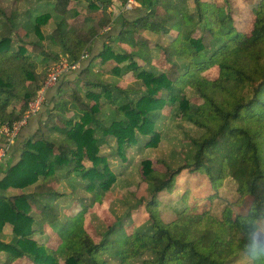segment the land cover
I'll return each mask as SVG.
<instances>
[{
  "label": "trees",
  "instance_id": "16d2710c",
  "mask_svg": "<svg viewBox=\"0 0 264 264\" xmlns=\"http://www.w3.org/2000/svg\"><path fill=\"white\" fill-rule=\"evenodd\" d=\"M44 1H52L50 11L26 21L17 6L0 7V128L21 119L44 84L47 73L37 72L36 53L42 62L60 57L79 61L112 22V0ZM84 1L88 10L99 12L97 19L69 23V5ZM139 1L146 13L124 21V29L162 24L171 13L176 17L175 34L168 44L152 43L162 52L164 70L152 65L150 41L136 32L130 51L108 41L78 71L74 87L61 83L59 96L70 97L78 120H63L64 137L56 144L47 134L53 130L55 111L68 109L55 103L23 142L18 159L3 171L0 232L10 225L12 237L9 242L0 240V264L24 258L28 264H232L243 255L247 223L264 213V8L242 32L231 24L229 0H221L227 23L215 0ZM51 18L54 28L45 34L41 27ZM32 32L37 39L31 38ZM97 65L104 71H96ZM214 68L216 76L208 77L206 73ZM103 73L130 74L141 84L138 89L120 88L104 81ZM82 90L90 105H83ZM100 102L117 105L109 123L99 118ZM163 108H171L177 119L163 128L182 132L193 147L191 159L176 169L163 159L141 160L148 197L140 198L134 208H144L146 226L138 228L126 212L95 240L84 226V213L115 182L100 146L113 138L117 155L126 159L139 134L144 137L142 146L156 147L165 135L155 126ZM6 142L7 137L0 135V147ZM184 170L204 175L213 192L201 198L185 188L184 205L175 212L177 224L166 223L158 211L159 195L171 193ZM56 172L68 179L78 177L81 190L91 195L88 205L64 220L48 200L65 193L41 184L20 192ZM226 179L234 182L237 199L227 202L218 216L211 202ZM47 228L57 237L53 247L36 239Z\"/></svg>",
  "mask_w": 264,
  "mask_h": 264
},
{
  "label": "rangeland",
  "instance_id": "374dc122",
  "mask_svg": "<svg viewBox=\"0 0 264 264\" xmlns=\"http://www.w3.org/2000/svg\"><path fill=\"white\" fill-rule=\"evenodd\" d=\"M214 2L216 6L219 7L222 20L226 22L227 20L224 16V5L222 1L215 0ZM229 2L231 6V15L233 17V21L231 24L234 28L242 32H245L248 29L251 20L256 15L262 13V9L264 8V0H229ZM13 6L18 7V9L23 15L22 20L26 21L27 19L33 18L34 16L40 13L50 11V9L52 8V1L0 0V7L2 8H11ZM85 8L86 4L84 2H72L68 7V13L66 15L67 21L69 23H75L73 21L78 22L77 20L89 19L96 16V14H88V12H85ZM190 11H192V9H190ZM76 14L79 16L74 17V15ZM54 25V20L51 18L48 20L47 24L42 25L41 29L43 33L48 34L50 31L53 30ZM158 27L159 26L156 25L152 26L147 35L152 39L150 41V51L151 55L154 56V67L156 68V70L162 71L165 68L162 61V52L154 48L152 46V43L158 42L160 44L165 45L164 43L167 41V39H171L174 34V31L172 28L163 29ZM19 31L23 33L25 29ZM128 33L129 32H127L126 34L124 33L122 36H126ZM129 35L130 34H128V38L126 37L124 40L125 45L118 44L119 47L116 46V44L114 45L118 47L119 50L126 51L124 49L129 48V45H126L130 40ZM30 36L32 39H37L33 32L30 34ZM50 48L52 52L57 51L56 47L50 46ZM36 55L38 59L37 72H46V78L48 77L49 72H51L50 70L56 63H58L62 59H66V57H60L59 60L56 61H51L49 59L46 60V62H42L43 60L41 56H39L38 53H36ZM103 69L104 66L101 65H97L95 68L96 71H104ZM216 74L217 69L215 68L206 73L208 77H215ZM72 76V79H66L61 81L59 79L53 86L50 87V89L57 87V94L55 97L52 98L53 104L50 105L49 108L51 109L55 105V103L60 102V105L64 103V107L68 109L67 113H62L63 111L61 109L55 111L57 117L53 119V130L49 134H47V136L56 144H59L64 137L65 126L63 120L65 118L69 119L71 117L78 120L79 113L77 112V109L74 108L71 104L70 97H68L65 93L59 96V86L61 87V83L64 82L69 84L70 87H74V84L77 82L79 76L76 74H73ZM102 76H105L104 78L110 82V75L103 73ZM117 81V86H119L120 88L129 87L138 89L141 84V81L139 79L135 78L130 74L120 77V79H117ZM46 93L47 91L45 92V94ZM111 93L113 95L116 94V90H112ZM81 95L83 96H81V99L83 100V105H90L91 100H88L84 97V90H82ZM45 102L46 96H44V99L41 102L40 110L42 109V107L46 106ZM100 108L101 114L99 113L98 115L99 118L105 124L109 123L111 117L116 116V114H114V111H116L117 108L116 103L110 102L104 105V103L100 102ZM48 109L46 110L47 113L52 111L50 109L49 111ZM170 109L168 110V108H163V110L159 111V118L155 126L158 131L163 132V130H165V135L162 136L156 147L142 146L144 137L139 134H137L138 143L131 146V148L125 154L126 159H122L119 155H117L115 151L116 144L113 138H110L108 145L103 144L102 146H100V152L101 154L107 157L108 167L115 176V182L111 186L109 191L101 195L100 199L95 202L94 205L88 206L87 211H85L84 213V226L88 233L95 240L98 239L99 234L103 231L106 226L113 223L117 217L124 216L126 212L131 213L130 218L138 228L146 226L147 223L145 220L147 215L144 211V208H134L135 205L138 204V202L140 201V198L142 199L148 197L146 193V186L141 180L139 170L141 160L146 158L163 159L172 168L176 169L191 159L193 154V147L190 144V141L186 140L185 137L182 136V132L178 130L175 132L163 128L166 124L172 125L173 123L177 122L176 116L174 114H170ZM5 126H7L6 123L1 126L0 135H5L7 137V134L3 129ZM207 180L208 179L204 175H200L198 173L190 174L186 170L182 171L178 178L175 189L171 193L162 192L159 195L160 204L158 207V211L163 221L166 223L177 224L175 212L184 205L181 201V195L186 190L185 188L190 190V192L195 196L201 198L206 196L207 194L212 193L213 191L211 190L209 186V181ZM79 182L80 180L78 177L68 179L64 177V174L62 172H56L55 174L51 175V177H48L46 179H40L39 182L37 184H34L33 186L21 189L20 192H30L33 190L34 186L41 184V186L43 185L44 187H46L45 185L51 187L58 193H65V196L63 197L54 200H48V202L51 203L60 212L61 220H64L65 216L72 215L78 212L81 207H83L84 205H88L90 202V193H87L84 190L82 191L81 186L78 184ZM218 194V196L213 197L211 206L212 212L220 216L226 203L233 202L237 199L234 182L230 179H226L224 181L223 186L218 190ZM130 207L131 209H129ZM35 217L39 218L36 215ZM240 235H242V233ZM11 237V226L5 225L0 232V240L4 242H9ZM36 239L38 242H43L46 246L50 247L56 245L57 242L56 235L52 233V231H50L48 228L42 236L38 235V238ZM2 254L3 253H1V255ZM242 256L243 255H240L237 260H235L232 264H244ZM28 263L29 262L24 258L17 259L12 264Z\"/></svg>",
  "mask_w": 264,
  "mask_h": 264
},
{
  "label": "crops",
  "instance_id": "0c3cea01",
  "mask_svg": "<svg viewBox=\"0 0 264 264\" xmlns=\"http://www.w3.org/2000/svg\"><path fill=\"white\" fill-rule=\"evenodd\" d=\"M84 3L86 4L85 1H84ZM137 3H138V5L133 6L131 9H124L122 4L118 0H112L113 14H112L111 24L99 36H97L94 39V41L91 44V50H90L89 54H87V57L81 62L77 71L67 72L66 74L62 75V77L60 78V81L66 80V79H72L73 74L78 75L77 74L78 71L80 72L81 69H83L88 64V62L90 61L92 56L96 55L103 48L104 44L107 43L108 41H112L114 44H116V46H118V44L125 45L124 40L127 37V35L130 34L129 35L130 40L126 44V45H129V48L128 49L121 48V49H124L126 51H130L135 44L136 32L145 35L147 37V39H149V41H151L152 39L147 35V33L150 31L151 27L154 25L159 26L158 28H163V29H166V28L171 29L172 28L173 31L175 32L176 17L174 16L173 13H171V16L162 24L149 22L143 26H140V27H137L134 29H130V28H128L127 30L124 29L123 28L124 21L136 20V19L144 16V14L146 13V10H145L144 6L142 5V3L139 0H137ZM89 11L90 10L85 8V12H88V14L89 13L96 14V16H94L90 19H97V16H98L97 13H99V12L98 11H90L89 12ZM75 16L78 17L79 15L76 14V15H74V17ZM84 20H87V19H82V20H77V21H84ZM73 22H76V21H73ZM127 32H129V33L126 36H122L124 33L126 34ZM166 38H168V37H166ZM169 40L170 39H167V41L164 44L165 45L168 44ZM153 42H156V41H153ZM156 43H158V42H156ZM158 44H160V43H158ZM150 53H151V51H150ZM152 64L154 66V56H152ZM104 77L105 76H102L104 81H106L110 85H114V86L118 84L117 79H120V77L117 78V77L109 76L111 78L110 82H109ZM56 94H57V87L52 88V89L49 88L47 90V93L45 94V96H46L45 105L46 106L42 107V109L36 115L30 117L29 120L27 121V123L21 127L17 137L14 139L13 143L9 146L6 155L0 161V177L3 175V173H4L3 171L6 169V167L8 165L12 164L14 161H16V159H18V157L20 155V151L22 149L23 142L25 141V139L27 137L31 136L33 133H35V130H37L39 127V123L46 119V117L48 115L46 110L50 107V105L53 104L52 98L55 97ZM108 103H110V102H108ZM46 113H47V115H46Z\"/></svg>",
  "mask_w": 264,
  "mask_h": 264
},
{
  "label": "built area",
  "instance_id": "2783aa9c",
  "mask_svg": "<svg viewBox=\"0 0 264 264\" xmlns=\"http://www.w3.org/2000/svg\"><path fill=\"white\" fill-rule=\"evenodd\" d=\"M124 9H131L133 6H137V0H119ZM87 57L86 53H83L80 56L79 61L69 62L66 59H62L58 63H56L49 72L48 77L46 78L44 85L38 91V95L34 101H32L29 105V109L26 111L24 116L11 124H7L3 129L7 134V142L6 144L0 147V161L6 155L9 146L13 143L14 139L17 137L21 127L27 123L30 117L36 115L40 108L41 102L44 99L45 92L53 86L62 75L67 72L77 71L81 62Z\"/></svg>",
  "mask_w": 264,
  "mask_h": 264
},
{
  "label": "clouds",
  "instance_id": "9594fccd",
  "mask_svg": "<svg viewBox=\"0 0 264 264\" xmlns=\"http://www.w3.org/2000/svg\"><path fill=\"white\" fill-rule=\"evenodd\" d=\"M245 234L248 242L243 249L244 264H259L264 261V213L248 221Z\"/></svg>",
  "mask_w": 264,
  "mask_h": 264
}]
</instances>
